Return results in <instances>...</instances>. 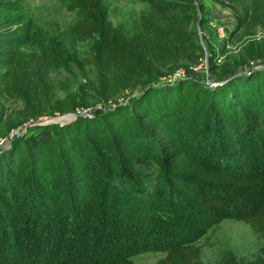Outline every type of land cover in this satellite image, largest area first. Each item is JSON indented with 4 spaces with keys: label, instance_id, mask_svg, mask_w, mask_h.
<instances>
[{
    "label": "trees",
    "instance_id": "obj_1",
    "mask_svg": "<svg viewBox=\"0 0 264 264\" xmlns=\"http://www.w3.org/2000/svg\"><path fill=\"white\" fill-rule=\"evenodd\" d=\"M140 1L149 6L156 22L170 18L168 29L147 22L144 37L125 41L121 31L112 25L102 0H70L78 8V18L72 24L73 36L79 42L96 39L93 59L99 83L96 91L100 93L110 87L131 86L127 69L131 55L144 64H156L172 43V34L188 37V22L178 19L175 13L178 9L192 8V3L198 0ZM212 1L232 11L237 29L260 24L264 30V0H254L248 10L242 0ZM13 38L11 26L0 19V100L30 89L31 82L25 79L26 67L34 65L41 74L63 65L64 51L60 45L26 54L17 49ZM236 63L222 66L216 84L182 77L170 83L158 81L153 86L152 81L146 80L140 84L141 91L124 104L118 103L107 110L96 109L91 115L75 117L64 126L43 127L37 134L14 140L0 155V212L5 209L11 218H21L30 197L24 190L35 187L41 195H46L49 200L43 202L42 211L46 218L42 226L46 240L44 243L43 236L38 244L41 249H37L44 252L51 242L59 241L49 226L55 225L50 216L58 224L64 212L58 207L61 206L58 200L67 194L62 187L77 189L73 198V193L68 192L67 202L71 207V222L78 219L73 224L83 233L87 227L84 223L87 197L93 198L87 189L89 175L103 174L104 165L114 170L109 187L111 196L116 197L119 191L130 190L127 183H122L117 167L135 180L150 174L146 170L150 169L158 173L150 174L144 183L148 193L159 191V187L162 193L168 192L171 206L183 202L193 207L184 230L185 236L190 235L184 239L177 234L165 256L155 264H203L195 241L231 216L222 205L225 198H230L235 207L233 218L247 224L253 234L264 240V195L256 202L248 199L252 207L238 202L247 201L245 196L239 197L240 190H256L259 184L245 165L264 158V41L245 47ZM211 68L216 69L213 65ZM77 102L76 94L69 95L57 109L63 111ZM46 104V99L29 95L24 105L25 117L43 114ZM136 165L139 169L133 170ZM214 191L221 192V198L214 197ZM140 199L136 204H142L145 209L151 207L150 198ZM76 205L79 211L74 209ZM119 206L125 208L123 203ZM135 223L134 233L146 232L143 224ZM158 228L165 235L166 230ZM177 230L175 227L168 230V235L173 236ZM48 259V264H55L53 258ZM96 264L137 263L122 254H114ZM222 264L244 263L229 253L223 256ZM252 264H264V255L256 257Z\"/></svg>",
    "mask_w": 264,
    "mask_h": 264
},
{
    "label": "rangeland",
    "instance_id": "obj_2",
    "mask_svg": "<svg viewBox=\"0 0 264 264\" xmlns=\"http://www.w3.org/2000/svg\"><path fill=\"white\" fill-rule=\"evenodd\" d=\"M253 1L242 0V4L248 10ZM102 3L109 11L112 25L121 31L125 41L138 36L144 37V24L147 22L154 27L159 25L168 29L170 18L156 22L149 6L140 0H102ZM192 5V8L178 9L175 13L178 19L188 22V37L182 34L175 37L172 34V43L156 64H144L131 55L132 62L127 67L130 78L128 82L131 86L128 89L110 87L100 93L96 91L99 83L93 59L96 39L91 38L86 42L75 39L72 24L78 18V8L73 6L70 0H1L0 19L11 26L17 49L26 54H36L42 48L57 44L64 51V59L61 67L42 71L41 74L34 65L26 67L25 79L31 82L30 89H23L12 98L0 100V155L4 149L10 148L14 140L37 134L43 127L56 129L74 121L75 117L89 116L96 109L107 110L118 103L128 102L141 91L140 84L146 80L152 81L153 86L157 85L155 82L158 81L159 84L170 83L182 77L199 83L216 84L220 80L216 75L223 65L235 66L245 47L264 41V30L260 24H250L237 29L235 18L228 7L212 0H198ZM212 65L216 69L213 70ZM73 94L77 96V104L58 111L57 106L65 97ZM29 95L47 100L43 114L25 117L24 105L28 102ZM245 166L248 167L253 180L259 184L256 190H240L239 197L243 195L247 201L238 202L252 207L253 204L249 200L256 202L264 195V158L256 162L250 161ZM117 168L122 183H127L130 190L119 191L116 197L111 196L109 187V181L115 176L114 170L104 165L103 174H91L87 177V189L93 198L87 197V215L84 219L87 227L83 233L73 224L78 219L71 222V207L67 202V195L70 194L68 192L73 193V198L77 189L75 190V186L62 187L67 194L58 200L61 204L58 207L64 212L61 219H58V224L57 219L53 220L50 216L55 225L49 226L59 241L56 238L57 242H51V247L40 253L37 249H41L38 244L43 241L42 226L43 219H46L42 216L43 202H48L49 199L46 200V195H41L38 188L24 190L30 197L27 198L25 212L21 218H11L5 209L0 212V261L4 264H48L46 259L50 260L48 258L51 257L52 263L55 264H96L101 258L122 254L137 264H155L165 256L177 234L179 238L184 239L190 235L185 236L184 233L185 225L189 223L193 213L192 205L179 202L178 205L171 206L168 202V192L162 193L159 187V191L148 193L144 183L150 174L158 171L146 169L150 174L141 175L135 180L124 169ZM135 169H139L137 165L133 167V170ZM94 190H98L97 193H93ZM221 195V192H213L216 198H221ZM142 196L152 201L149 209H145L142 204H136L141 201ZM224 200L222 205L231 216L195 241L199 246V260L203 264H222L223 256L231 253L239 262L252 264L256 257L264 255V240L253 234L247 224L234 219L235 207L230 198ZM122 203L124 209L119 206ZM74 209L79 211L77 205ZM80 216L81 214H78V217ZM135 222L143 224L146 232L143 230L141 233H134ZM156 224L166 230L165 235L157 230ZM174 227L182 232L177 230L170 237L168 230ZM160 228L158 229L161 230ZM45 240L44 236V243ZM37 255H40V260H35Z\"/></svg>",
    "mask_w": 264,
    "mask_h": 264
}]
</instances>
